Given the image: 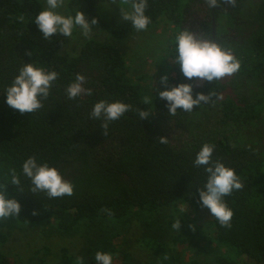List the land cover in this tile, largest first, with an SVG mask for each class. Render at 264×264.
Here are the masks:
<instances>
[{
  "label": "trees",
  "instance_id": "obj_1",
  "mask_svg": "<svg viewBox=\"0 0 264 264\" xmlns=\"http://www.w3.org/2000/svg\"><path fill=\"white\" fill-rule=\"evenodd\" d=\"M123 1L71 0V4L80 3L72 15L82 9L89 20L96 17L97 25L124 39L135 28L120 18L107 20L98 11L100 5ZM242 1L232 6L221 0L217 9L209 10L207 0H148V27L166 17L176 35L189 30L198 37L224 43L241 63L240 70L230 75L233 81L264 89V0L246 18L240 13ZM192 5H198V13L202 12L197 26L187 16ZM43 7L40 0H0V186L9 183L7 194L21 203L15 218L25 224L53 223L70 231L101 218L120 220L134 211L156 217L171 209L167 225L174 228L181 222L175 229L182 230L193 227L197 215L206 212L212 233L205 240L209 248L223 250L217 254L220 264H264L262 101L245 94L239 98L223 94L226 87L222 78L213 82L188 80L174 64L173 39L169 57L175 75L163 86L191 83L194 94L209 93L211 99L193 111L178 109L171 115L166 101L150 93L142 80L129 76L126 58L113 44L91 38L69 57L62 48L70 37L43 39L34 21ZM30 62L56 71L58 77L43 107L22 114L5 103L4 89L23 64ZM77 74L85 77L84 90L69 99L66 89ZM99 100H118L130 106L118 120L108 122L107 133L103 120L90 114ZM141 110L149 117L140 119ZM210 112L215 119L209 117ZM161 136L168 142L161 144ZM205 143L214 146L213 161L234 168L243 184L224 197L233 210L227 227L200 203L198 191L204 188L208 174L205 166L195 165L194 160ZM30 156L57 167L63 176L74 169L67 179L74 186L73 194L50 198L44 192H31V182L21 172L23 161ZM11 169L20 176L19 186L10 183ZM173 237L177 242L187 239L179 234ZM4 239L0 235V241ZM149 245L162 255L161 264H176L167 256L166 244L154 240ZM62 250V264H75L67 249ZM97 251L112 253L113 264H134L121 244L112 240L109 246L90 248V264H96ZM0 264H15L1 248ZM189 264L198 263L194 260Z\"/></svg>",
  "mask_w": 264,
  "mask_h": 264
},
{
  "label": "clouds",
  "instance_id": "obj_2",
  "mask_svg": "<svg viewBox=\"0 0 264 264\" xmlns=\"http://www.w3.org/2000/svg\"><path fill=\"white\" fill-rule=\"evenodd\" d=\"M235 6L237 0H226ZM221 0H207L209 10L217 9ZM44 7L36 14L34 21L43 39L52 40L53 37H72L75 30L87 36L93 25L98 23L96 17L89 20L85 11L78 10L75 15H65L61 8L65 0H44ZM148 0H125V6L119 8V18L129 22L138 31L147 29L151 18L147 14ZM175 65L188 80L198 78L202 81H218L240 70V60L233 54L231 48L224 43L213 39L198 37L192 31H179L174 38ZM31 54V53H29ZM58 77L56 71H48L38 63H24L12 82L4 89L5 103L20 113H33L43 107L52 87L53 81ZM168 74L160 75L162 84H168ZM85 77L77 74L68 85L66 95L75 99L83 92ZM160 99L166 101L169 114L174 115L178 109L193 111L196 105L208 103L211 95L204 92L195 93L191 83H178L171 87H164L158 93ZM129 105L122 101L99 100L92 106L91 116L103 120L102 128L107 133L108 122L118 120L128 110ZM140 119L149 117L146 111L139 112ZM161 144L168 142L166 136L159 139ZM214 146L208 143L202 145L196 153L194 164L205 166L208 174L204 188L200 189L199 198L203 207H206L211 216L221 226H230L233 210L228 206L224 197L234 190L243 187L236 170L222 162L213 161ZM10 183L16 186L21 184L20 176L15 169H11ZM21 172L31 182V192H44L50 198L71 196L74 186L71 181L64 178L61 171L48 163H41L36 157L30 156L22 163ZM9 183L7 184V186ZM7 186H0V218L15 217L21 211L20 201L10 197ZM174 228L181 227V222L174 224ZM96 264H113V255L110 252L97 251Z\"/></svg>",
  "mask_w": 264,
  "mask_h": 264
},
{
  "label": "rangeland",
  "instance_id": "obj_3",
  "mask_svg": "<svg viewBox=\"0 0 264 264\" xmlns=\"http://www.w3.org/2000/svg\"><path fill=\"white\" fill-rule=\"evenodd\" d=\"M40 1L45 6L44 0ZM260 1L243 0L241 17H248ZM79 5L80 3L71 4V0H65V6L59 11L65 15L72 14V9ZM124 6L125 1L103 4L99 6L98 11L107 20L117 19L119 8ZM189 10L187 16L191 19L190 23L197 26L202 12L198 13V5H192ZM175 36V27L166 17L160 18L145 30L135 29L124 39L113 37L96 24L87 36L75 30L62 52L66 56H74L83 43L91 38L111 43L124 54L129 76L134 80H142L141 83L147 86L150 93L158 95L164 88L159 80L160 75H175L170 70L172 61L169 57V48ZM233 80L232 76L222 78L226 87L223 94H232L237 98L245 94L253 100H261L264 105V89L254 83L245 86ZM213 114L209 113L211 119L216 118ZM196 119L194 118V121ZM73 171L74 169H68L64 178H70ZM171 212L172 210L168 209L156 217H150L141 211H134L120 220L101 218L94 222H83L70 231L61 230L53 223L25 224L15 217L0 218V235L5 237L0 241V248L15 264H62L63 248L67 249L75 264H90V248L99 244L109 246L112 240L121 244L130 254L134 264H161L162 255L149 245L150 241L156 240L166 244L167 256L173 257L176 264H189L194 260L198 264H220L217 254H221L223 250L209 248L208 241L205 240L208 234L212 233L208 213L200 212L190 229L176 230L167 225L166 216ZM176 234L187 239L177 242L173 237ZM116 257L115 263L118 262Z\"/></svg>",
  "mask_w": 264,
  "mask_h": 264
}]
</instances>
